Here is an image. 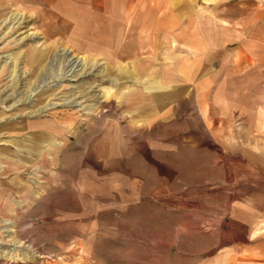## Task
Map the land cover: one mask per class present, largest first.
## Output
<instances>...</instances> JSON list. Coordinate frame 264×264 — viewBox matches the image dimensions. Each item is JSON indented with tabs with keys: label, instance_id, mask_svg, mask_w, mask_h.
<instances>
[{
	"label": "rangeland",
	"instance_id": "1",
	"mask_svg": "<svg viewBox=\"0 0 264 264\" xmlns=\"http://www.w3.org/2000/svg\"><path fill=\"white\" fill-rule=\"evenodd\" d=\"M5 4L0 1V264H209L225 238L230 204L216 182L224 181V168H210L221 151L206 145L184 151L182 137L144 135L131 120V106L138 105L124 102L126 81L119 94L111 80L98 77L108 72L100 57L82 55L63 39L52 44L42 33L46 25L33 21L35 7ZM247 59L250 79L233 103L234 114L248 117L239 121L247 129L235 138L264 144V71L256 67L264 55ZM113 92L120 95L115 103ZM55 129L50 144L34 134Z\"/></svg>",
	"mask_w": 264,
	"mask_h": 264
},
{
	"label": "crops",
	"instance_id": "2",
	"mask_svg": "<svg viewBox=\"0 0 264 264\" xmlns=\"http://www.w3.org/2000/svg\"><path fill=\"white\" fill-rule=\"evenodd\" d=\"M0 1L35 7L33 21L46 25L42 33L52 44L63 39L82 55L100 57L108 72L98 77L111 80L119 94L126 81L124 102L138 105L128 109L144 135L182 137L184 151L201 152L204 145L221 151L210 168H224V181L216 182L224 184L230 204L221 229L225 238L208 263L264 264V144L236 141L248 117L233 112L236 90L250 79L247 57L264 55V1ZM256 67L263 76L264 62ZM118 96L113 92L110 102ZM132 97L141 101L133 104ZM252 117L258 125V112ZM53 133L34 132L48 143L56 139Z\"/></svg>",
	"mask_w": 264,
	"mask_h": 264
},
{
	"label": "bare ground",
	"instance_id": "3",
	"mask_svg": "<svg viewBox=\"0 0 264 264\" xmlns=\"http://www.w3.org/2000/svg\"><path fill=\"white\" fill-rule=\"evenodd\" d=\"M74 70V67H72L71 69H70V71H69V75H72V72L71 71H73ZM70 103H72V102H70Z\"/></svg>",
	"mask_w": 264,
	"mask_h": 264
}]
</instances>
